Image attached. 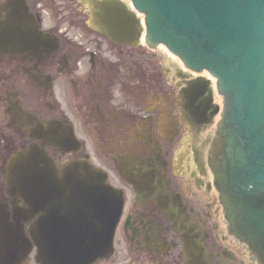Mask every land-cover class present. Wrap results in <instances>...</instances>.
<instances>
[{"label":"flooded vegetation","instance_id":"af4514ba","mask_svg":"<svg viewBox=\"0 0 264 264\" xmlns=\"http://www.w3.org/2000/svg\"><path fill=\"white\" fill-rule=\"evenodd\" d=\"M5 1L0 0V22L7 17ZM74 1L81 8L73 6L82 19L77 26H92L89 9ZM27 2L38 14V0ZM89 28L88 34L98 36L94 42L101 55L64 36L50 57L0 54V264H40L29 233L40 217L24 224L23 203L10 196L7 181L12 159L32 145L61 167L79 160L93 164L95 149L103 161L93 165L123 193L114 255L95 264H264L247 232L227 220L224 204L231 208V202L212 195L208 173L220 168L211 155L215 143L206 132L210 125L201 126L193 117L187 95L197 77L130 70L120 59L124 46ZM41 30L55 35L59 29ZM83 60L88 61L84 69ZM36 120L73 127L82 150L65 154L33 137ZM85 144L92 149L82 155ZM64 156L72 157L62 163ZM19 224L32 244L23 261L16 258L23 245L16 238Z\"/></svg>","mask_w":264,"mask_h":264},{"label":"water","instance_id":"95a60500","mask_svg":"<svg viewBox=\"0 0 264 264\" xmlns=\"http://www.w3.org/2000/svg\"><path fill=\"white\" fill-rule=\"evenodd\" d=\"M133 4L146 16L145 26L122 0H92L97 24L92 27L114 43L135 47L146 31L150 46L163 44L189 69L207 70L218 79L220 92L230 99L225 124L230 128L227 151L232 164L230 175L217 177V187L222 190L231 181L239 199L231 202V217L237 215L240 225L247 226L264 256V0H133ZM5 11L0 53L43 58L58 51L59 40L40 31L25 0L7 1ZM208 84L197 80L187 92L200 123L212 122L219 113ZM36 124L41 134L34 137L46 145L68 152L77 144L73 129ZM8 172V192L23 201L24 223L42 214L40 224L29 231L39 249L38 263L93 264L113 254L124 197L108 185L106 174L85 162L59 167L36 145L15 156ZM24 229L19 226L17 239H26Z\"/></svg>","mask_w":264,"mask_h":264},{"label":"rangeland","instance_id":"374dc122","mask_svg":"<svg viewBox=\"0 0 264 264\" xmlns=\"http://www.w3.org/2000/svg\"><path fill=\"white\" fill-rule=\"evenodd\" d=\"M44 3L45 4L43 6H39L38 9L40 13L41 24L45 27V29L48 26H54L55 28H58V33H61V35L64 36L65 39L81 46L86 52L90 50H101L94 42L98 40V36L83 33L80 26H75V24H79V21H81L82 19H80L79 16L72 17L71 15H75V6V8L81 10L79 5H77L74 0H56L54 4L52 3V7H46V3H50V0H45ZM60 26H62V28ZM119 52L121 61L127 63L128 66H130V70L164 71L166 72L167 76L169 75L172 79L176 78L178 74L183 73L184 70L187 71L179 58L175 57L163 46H160L156 49H149L147 46H145L140 47L136 50L128 47H119ZM87 62L85 63V60H83L81 62L82 65L80 63V67L84 69L88 65ZM123 69V66L119 67V70ZM91 149L92 148L88 144H85L82 155L90 154L88 150L91 151ZM94 151L95 149H93V153L91 155L92 162L93 164L99 166L102 163L103 158L98 152L95 154ZM71 157H61L60 161L62 163L68 162L71 160Z\"/></svg>","mask_w":264,"mask_h":264}]
</instances>
